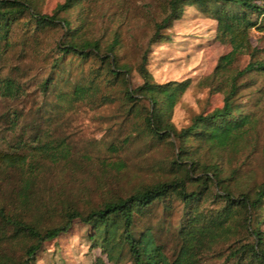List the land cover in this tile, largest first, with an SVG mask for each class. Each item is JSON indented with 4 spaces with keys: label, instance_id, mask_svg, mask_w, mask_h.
I'll return each instance as SVG.
<instances>
[{
    "label": "trees",
    "instance_id": "trees-1",
    "mask_svg": "<svg viewBox=\"0 0 264 264\" xmlns=\"http://www.w3.org/2000/svg\"><path fill=\"white\" fill-rule=\"evenodd\" d=\"M85 1L90 0H64L47 15L39 12L35 0H0V59L14 46L13 28L23 19L21 25L32 34L62 29L60 41L52 48L48 72L37 84L43 101L54 94L56 107L64 101L94 103L104 91L98 82L102 77L106 93L115 89L119 93L127 115L135 121L136 135L167 143L173 157L167 161L161 180L123 196H110L96 206L79 209L59 195L44 200L45 190L39 188L42 175L48 165L67 161L70 147L48 130L34 131L23 140L26 130H17L22 114L8 113L14 141L0 147V264H33L42 245L67 232L75 220L91 228L86 236L89 248L99 249L108 264H202L200 250L211 244L224 246L213 254L223 255L221 264H264V181L252 179L246 184L239 167L229 168L223 160V153L230 146L234 149V141L247 133L253 120V113L244 110L246 105L238 100L241 90L250 89L252 84L246 76L264 74V61L255 59L257 50L251 48L248 32L256 25L251 17H261L264 7L259 0H167L165 16L155 23L151 43L163 41L161 31L179 17L185 5L197 3L202 12L211 11L217 22V39L231 46V52L219 59L211 79L220 76L237 56L250 58L243 69L223 78L219 108L195 114L188 124L176 128L171 115L189 80L154 83L143 56L136 70L142 83L130 88L129 66L121 65L116 54L120 45L117 34L104 49L98 40L83 37L82 25H75L78 18L71 21L64 17L76 5L83 11ZM257 28L262 30L264 25ZM67 57L79 61L94 58L99 65L83 82H61V64ZM59 83L70 85V90L57 88ZM20 89L14 80L0 77V96L16 97ZM101 94L106 102L110 95ZM208 197L221 200L223 205L218 210L198 211ZM170 200L179 202L182 217L187 215L189 224L180 223L176 229L179 250L168 256L159 233L139 224L149 219L155 205ZM93 264L105 262L97 258Z\"/></svg>",
    "mask_w": 264,
    "mask_h": 264
},
{
    "label": "rangeland",
    "instance_id": "rangeland-1",
    "mask_svg": "<svg viewBox=\"0 0 264 264\" xmlns=\"http://www.w3.org/2000/svg\"><path fill=\"white\" fill-rule=\"evenodd\" d=\"M35 1L39 12L50 15L64 0ZM166 2L90 0L83 2V11L76 5L64 17L71 21L78 18L75 25H82L83 37L98 40L104 49L117 34L120 45L116 54L121 65L129 66L130 88L142 83L136 70L143 56L154 83L189 80L188 89L171 115V122L181 128L193 115L209 113L222 105L223 78L243 69L250 58L248 55L237 56L220 76L211 79L219 59L231 52V46L217 39V22L212 19L211 11L202 12L197 3L185 5L179 17L161 31L163 41L151 43L155 23L165 16ZM258 4L264 7V0H259ZM208 6L213 8L212 4ZM262 18L264 14L258 18L253 15L251 21L256 25L248 32L251 48L257 50L255 59L264 61V28H257L264 25ZM23 20L13 28L14 46L0 59L1 79H12L21 87L16 97L0 96V147L14 141L6 119L12 111L22 114L17 130H26L23 140H28L34 131L48 130L54 138L69 145V159L48 165L42 175L39 188L45 190L44 200L59 195L64 201L85 209L110 196H123L142 185L161 180L167 161L173 157L170 145L136 135L134 119L127 115V107L116 89L106 93L104 78L98 81L104 91L94 103L84 100L69 104L64 101L56 107L54 94L43 101L37 84L48 72L52 48L60 41L63 31L55 27L32 34V30L21 25ZM98 65L94 58L79 61L67 57L61 64L62 75L58 80L83 82ZM245 79H250L252 84L250 89L241 90L238 103L246 105L244 110L253 113V120L247 133L234 141V149L230 146L223 153V160L225 164L229 163V168L239 167L247 179L246 184H250L252 179L256 183L264 181V74L252 73ZM60 83L57 88L70 90V85L63 87ZM100 94L110 96L104 102ZM39 106L42 109L39 110ZM222 205L221 200L208 197L198 211L218 210ZM152 212L149 219L139 225L159 233L160 242L171 256L179 250L176 229L180 223L182 226L189 224L188 216L182 217V208L176 200L157 204ZM90 232L87 225L73 221L67 232L42 245L33 264H93L97 258L108 264L99 249L89 248L86 236ZM222 248L224 246L204 245L199 255L204 256L202 264H221L223 255L213 257V254ZM120 264L129 263L123 261Z\"/></svg>",
    "mask_w": 264,
    "mask_h": 264
}]
</instances>
